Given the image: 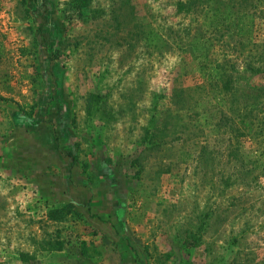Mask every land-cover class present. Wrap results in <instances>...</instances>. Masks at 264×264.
I'll return each instance as SVG.
<instances>
[{"label": "rangeland", "instance_id": "obj_1", "mask_svg": "<svg viewBox=\"0 0 264 264\" xmlns=\"http://www.w3.org/2000/svg\"><path fill=\"white\" fill-rule=\"evenodd\" d=\"M177 1L79 11L73 0H0V264H23L21 252L26 264H264V190L223 193L217 170L178 163L184 136L136 161L152 95L192 87L197 57L221 61L225 49L202 31L215 17L178 14ZM214 1L220 21L260 14L252 53L264 54V0ZM88 94L105 95L114 119L88 114ZM192 235L198 246L185 247Z\"/></svg>", "mask_w": 264, "mask_h": 264}, {"label": "trees", "instance_id": "obj_2", "mask_svg": "<svg viewBox=\"0 0 264 264\" xmlns=\"http://www.w3.org/2000/svg\"><path fill=\"white\" fill-rule=\"evenodd\" d=\"M73 1L80 11L88 9L93 0ZM214 3V0H183L176 3L178 14L202 16L205 21L215 17L216 20L209 21L202 31L204 35L209 34L222 43L225 49L220 55L221 61L210 59L212 55L209 54L196 58L197 63L193 68L197 70V75H192V87H173L169 96L162 93L152 95L149 121L143 127V136L147 138L143 145L146 147L140 152L145 156L136 161L140 163L147 159V152L160 154L166 145L184 136L188 146L179 152L181 159H177L178 163L190 165L202 162L207 169L205 175L211 168L217 170L216 183L223 193L234 189L238 182L264 190V181L261 180L264 178V54L252 53L255 47L253 35L260 14L254 13V10H243L233 19L220 21ZM41 32L42 27L37 26L38 38ZM231 37L235 38L232 47L226 41ZM56 58L58 55L56 57L53 52L49 61ZM256 81L258 83L254 84ZM86 99L88 114L100 112L104 120L114 119L102 101H106L105 95L88 94ZM166 101L172 107L161 109ZM205 125L209 128L206 133ZM201 134L203 140L200 139ZM245 146L247 160L238 168L232 163L238 161L237 155H241V149ZM219 156L221 167H213L214 158ZM229 164L232 166L227 168ZM258 207L255 210L264 216V206ZM70 210L69 205L51 210L48 220L61 221L71 213ZM211 211L209 209L204 216L209 218ZM199 240V237L192 235L184 241V245L197 247ZM51 250L61 251L62 244L57 246V242L54 243ZM19 258L23 264L33 259L23 252L19 253Z\"/></svg>", "mask_w": 264, "mask_h": 264}]
</instances>
